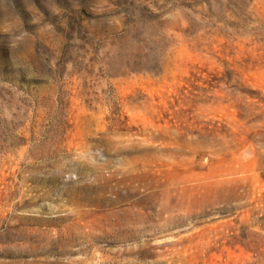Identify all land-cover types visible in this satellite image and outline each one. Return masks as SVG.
I'll use <instances>...</instances> for the list:
<instances>
[{"label": "rangeland", "instance_id": "obj_1", "mask_svg": "<svg viewBox=\"0 0 264 264\" xmlns=\"http://www.w3.org/2000/svg\"><path fill=\"white\" fill-rule=\"evenodd\" d=\"M0 264H264V0H0Z\"/></svg>", "mask_w": 264, "mask_h": 264}]
</instances>
